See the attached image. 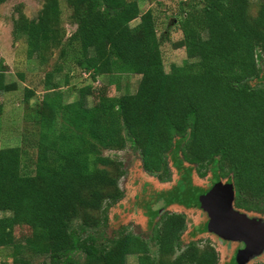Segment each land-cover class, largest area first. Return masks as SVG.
I'll return each mask as SVG.
<instances>
[{"label":"trees","instance_id":"trees-1","mask_svg":"<svg viewBox=\"0 0 264 264\" xmlns=\"http://www.w3.org/2000/svg\"><path fill=\"white\" fill-rule=\"evenodd\" d=\"M61 1L43 0L36 17L21 11L13 21L29 58L55 60L40 100L31 103L36 91L24 88L33 139L0 147V247L12 248L10 264H32L33 254L48 264H127L129 255L137 264H218L212 244L181 245L183 212L161 213L148 239L98 230L124 195L122 162L105 151L138 150L143 169L158 178L169 163L185 172L193 164L199 176L209 172V186H191L187 205L199 207L203 192L228 182L236 209L264 212V0H178L174 18L182 35L172 45L186 59L168 70L160 46L169 32L160 36L152 9H141L154 0H64L75 26L70 32ZM7 70L0 58V114L6 95L19 88ZM53 73H63L74 100L64 101ZM124 73L140 76L137 87L116 94ZM73 78L90 81L76 86ZM163 204L169 202L155 204L152 216ZM19 225L30 233L15 237Z\"/></svg>","mask_w":264,"mask_h":264},{"label":"rangeland","instance_id":"rangeland-1","mask_svg":"<svg viewBox=\"0 0 264 264\" xmlns=\"http://www.w3.org/2000/svg\"><path fill=\"white\" fill-rule=\"evenodd\" d=\"M42 4L43 0H6L0 4V58L5 65H8L7 80L19 81V88L9 92L4 99L5 107L0 114V147L19 144L25 137H30V140L33 139L28 133L31 130V122L25 118L28 108L26 102H24L25 100H23L24 88L29 87L36 91L31 103H34L36 99L40 100L45 90V72L51 69L55 56H52L47 64L41 63L36 57L29 58L24 51V34L18 33L17 36L13 34V21L21 11L30 18L36 17ZM61 7L66 30L70 32L75 26L67 22L70 10L64 0L61 1ZM148 8L152 9L157 18L156 27L158 34L162 36L169 32L168 40L161 37L160 46L165 69L168 70L173 62L177 64L183 63L186 59L185 50L183 48L176 49L172 45V42L182 35L174 18L178 9V0H154L141 3L142 11ZM255 9L256 2L253 1L252 12ZM138 20V18L135 19L131 24L138 22ZM19 70L24 73V80L18 79L17 71ZM51 78L61 83L64 101H72L77 97L76 92L71 93L69 91V85H62L63 73H53ZM107 79V76L101 77V81H106ZM139 79L140 76L138 74H122L119 78L120 91H116V94L126 90L133 92ZM89 81L90 79L73 78L70 80V84L80 86ZM110 92L115 93V90L111 89ZM88 100L91 101V97H88ZM33 150L34 148L31 149V152ZM105 153L119 159L124 170V174L119 178V186L123 190L124 195L114 206H110L107 209L106 219L97 228L102 230L105 236L110 237L116 234L118 230L126 229L148 239L152 233V225L159 220L161 213L164 211L183 212L186 215V227L181 234V245H185L189 241H196L200 246L210 243L218 252V264H230L233 262L232 258L235 257V253L242 243L223 239L216 234L209 233V231H200L204 226L206 229L208 228L209 221L206 211L200 207L201 196L198 197L200 208L193 206V203L187 205L191 186L196 185L201 189L209 186L211 180L209 172L204 176H199L193 164L186 163L185 172L184 169L177 170L169 163V173L164 175L163 178H158L155 174L147 173L143 169L139 151L130 146L122 150H107ZM27 155L30 156L32 154ZM26 168L31 169L32 166H26ZM180 181L182 182V187H178ZM209 190L210 188L206 192ZM164 200H167L169 204H163L162 210L152 216L155 204L159 203L161 205ZM242 212L250 216L253 215L252 218L256 221L264 219V212ZM0 215H2L1 212ZM77 223L78 221H75L74 224L76 225ZM29 233L30 229L25 225L16 226L14 229V235L17 238ZM149 241L151 254L156 257L158 255L157 246L151 240ZM11 249V247H0V264H5L3 263L5 261L10 264L11 258H7L6 255L11 252ZM76 256L82 260L81 255L77 254ZM30 261L32 264H48L47 258L36 254L30 255ZM127 264H137V257L129 255ZM247 264H264V249L258 254L251 255Z\"/></svg>","mask_w":264,"mask_h":264},{"label":"water","instance_id":"water-1","mask_svg":"<svg viewBox=\"0 0 264 264\" xmlns=\"http://www.w3.org/2000/svg\"><path fill=\"white\" fill-rule=\"evenodd\" d=\"M234 187L228 182L214 184L200 197L201 208L209 217L207 231L223 239L240 241L235 253L237 264H247L249 257L264 249V219L256 221L233 207Z\"/></svg>","mask_w":264,"mask_h":264}]
</instances>
